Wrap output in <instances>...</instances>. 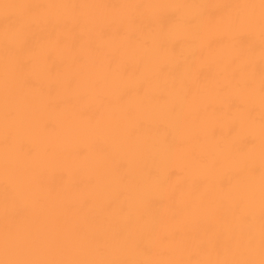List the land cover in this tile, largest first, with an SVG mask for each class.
Returning <instances> with one entry per match:
<instances>
[{
	"label": "bare ground",
	"instance_id": "bare-ground-1",
	"mask_svg": "<svg viewBox=\"0 0 264 264\" xmlns=\"http://www.w3.org/2000/svg\"><path fill=\"white\" fill-rule=\"evenodd\" d=\"M0 264H264V0H0Z\"/></svg>",
	"mask_w": 264,
	"mask_h": 264
}]
</instances>
